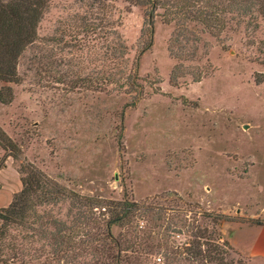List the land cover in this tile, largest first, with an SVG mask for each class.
I'll return each instance as SVG.
<instances>
[{"label":"rangeland","instance_id":"1","mask_svg":"<svg viewBox=\"0 0 264 264\" xmlns=\"http://www.w3.org/2000/svg\"><path fill=\"white\" fill-rule=\"evenodd\" d=\"M157 1H48L18 83H0V205L29 165L67 195L37 214L84 227L97 250L53 261L30 217L1 260L16 247L13 264H108V227L122 243L151 237L152 264H194L170 249L195 228L225 240L264 219V0Z\"/></svg>","mask_w":264,"mask_h":264},{"label":"trees","instance_id":"2","mask_svg":"<svg viewBox=\"0 0 264 264\" xmlns=\"http://www.w3.org/2000/svg\"><path fill=\"white\" fill-rule=\"evenodd\" d=\"M48 1L0 0V83L2 85L18 83V58L27 46L34 43L37 36V26ZM146 1L151 7L160 5V2L157 0ZM146 24L149 28L151 43L153 33L152 12L147 15ZM10 100L11 98L9 96L7 98V93L5 95L4 89L1 88L0 102L6 104ZM0 136L4 137L5 135L3 132H0ZM19 173L21 174L20 191L13 195L8 206L0 208V254L4 250L2 241L7 236L9 227L12 225L25 226L26 219L30 217H35L39 224V230L36 231L37 234L43 239L51 241V252L49 253L53 255V261L68 258L69 253L73 249L78 250L82 254L96 251V248L88 245L89 241H95V239L91 237L84 227L73 231L72 228H65L63 222L54 220V217H51L49 214H44V212L43 215L37 214V207L58 203L62 197H65L66 194L59 185L29 165L21 167ZM129 207L137 210L134 205H130ZM221 218L224 221L228 220L224 216H221ZM120 219L117 215L115 220L119 221ZM252 223L260 224L259 221H252ZM51 226H53L54 231L48 232L47 228ZM195 229L196 232L189 233L190 239H187L182 245L170 249L171 254H173L171 258L173 262L180 259L183 262H192L194 264H233V260L229 258L231 252L241 257L227 241L221 239L214 231L212 232L207 228L198 229V227ZM66 230L69 231L68 234ZM74 232H77V234ZM76 235L82 238L79 244L73 241ZM85 238L88 241L84 240ZM102 239H107L114 243L113 247L105 244L101 251L105 254L108 264H152L150 256L148 257L150 253L142 248L143 244H146L148 241L151 242V237H147V240L139 239V242L136 243H130L129 241L122 243L113 240L107 227L106 233L102 234ZM140 241H143V244ZM146 248H153V246L146 244ZM7 250L12 254L11 259L7 261L0 259V264H13L15 259H17L18 254L15 253L16 247L8 248ZM92 254L94 255L95 253ZM74 256L77 255L74 254ZM242 264H245V261Z\"/></svg>","mask_w":264,"mask_h":264},{"label":"crops","instance_id":"3","mask_svg":"<svg viewBox=\"0 0 264 264\" xmlns=\"http://www.w3.org/2000/svg\"><path fill=\"white\" fill-rule=\"evenodd\" d=\"M14 194L9 191L7 202L0 208L8 206ZM253 217L248 219L251 222L230 225L223 238L239 253L245 264H264V219L258 220L260 224H254L252 221H257V218Z\"/></svg>","mask_w":264,"mask_h":264}]
</instances>
